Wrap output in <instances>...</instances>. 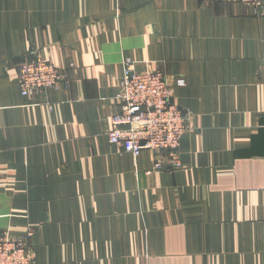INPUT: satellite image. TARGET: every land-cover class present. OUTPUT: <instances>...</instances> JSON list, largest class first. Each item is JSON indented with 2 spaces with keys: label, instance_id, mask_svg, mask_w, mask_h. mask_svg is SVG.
Wrapping results in <instances>:
<instances>
[{
  "label": "crops",
  "instance_id": "1",
  "mask_svg": "<svg viewBox=\"0 0 264 264\" xmlns=\"http://www.w3.org/2000/svg\"><path fill=\"white\" fill-rule=\"evenodd\" d=\"M38 57L64 84L26 98L19 69ZM126 59L174 84L179 168L109 141ZM0 228L31 231L36 264H264V13L0 0Z\"/></svg>",
  "mask_w": 264,
  "mask_h": 264
},
{
  "label": "built area",
  "instance_id": "2",
  "mask_svg": "<svg viewBox=\"0 0 264 264\" xmlns=\"http://www.w3.org/2000/svg\"><path fill=\"white\" fill-rule=\"evenodd\" d=\"M264 13V0H237ZM64 84L59 69L49 60L38 57L19 69V89L23 97L55 89ZM176 86H185L178 79ZM121 91L117 97L120 113L112 117L108 133L111 144L138 157L143 152L168 153L172 166L180 167L179 147L189 131L190 117L174 102V84L160 70L137 72L130 59L124 61ZM156 169H161L157 164ZM29 231L14 239L0 228V264H36L32 257Z\"/></svg>",
  "mask_w": 264,
  "mask_h": 264
}]
</instances>
